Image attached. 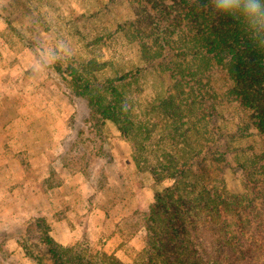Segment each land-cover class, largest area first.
I'll return each instance as SVG.
<instances>
[{"label":"rangeland","instance_id":"obj_1","mask_svg":"<svg viewBox=\"0 0 264 264\" xmlns=\"http://www.w3.org/2000/svg\"><path fill=\"white\" fill-rule=\"evenodd\" d=\"M131 16L123 0H0V264H54L38 224L53 238L54 222L65 218L83 234L84 211L92 205L111 221L97 241L83 234L64 247L78 244L93 255L104 252L116 233L117 259L137 262L145 236L141 212L172 184L155 182L142 163L180 146L155 107L158 98L170 96L184 108L179 129H189L203 152L216 146L207 156L209 173L220 176L228 192L243 195L249 229L263 236L264 140L249 112L229 100L231 82L223 71L212 66L215 73L199 78L192 75L190 57L181 56L169 58L186 65L180 84L165 66L145 71L123 90L137 100L127 118L131 127H121L127 138L101 118L105 107L98 112L92 106L106 95L93 91L89 98L74 89L77 80L98 82L139 63L136 42L126 35L132 28L119 27ZM177 45L165 51L177 55ZM103 62L111 71L99 74ZM115 158L122 162L114 168ZM116 207L125 214L119 223L113 221Z\"/></svg>","mask_w":264,"mask_h":264},{"label":"trees","instance_id":"obj_2","mask_svg":"<svg viewBox=\"0 0 264 264\" xmlns=\"http://www.w3.org/2000/svg\"><path fill=\"white\" fill-rule=\"evenodd\" d=\"M123 1L131 5L132 16L119 27L132 28L126 35L136 42L139 63L98 82L72 83L82 96L90 98L93 91L107 96L98 107L92 105L98 112L105 107L102 119L114 123L127 138L121 127L132 125L127 118L137 100L132 102L134 98L123 90L136 84L145 71L163 66L180 84L186 65H175L169 58L190 57L194 76L223 71L231 82L229 100L249 112L252 126L264 140V22L252 21L239 11L219 14L210 0ZM170 45L178 46L177 55L165 51ZM109 64L98 63L99 74L109 73ZM156 102L157 111L163 110L159 120L171 127L168 134L180 146L153 163H142L155 182L169 179L172 184L156 192L153 203L141 212L144 246L133 264H264V233L249 229L243 195L228 192L220 176L207 169V156L216 146L203 152L191 142L189 129L181 130L184 108L173 96ZM190 130L199 137L197 130ZM38 226L54 264H123L102 251L92 255L78 244L61 246L49 236L45 224Z\"/></svg>","mask_w":264,"mask_h":264},{"label":"crops","instance_id":"obj_3","mask_svg":"<svg viewBox=\"0 0 264 264\" xmlns=\"http://www.w3.org/2000/svg\"><path fill=\"white\" fill-rule=\"evenodd\" d=\"M125 159V158H123ZM114 168L122 162L120 158H115L114 159ZM117 214L118 218L113 219L114 223H119V221L125 217V214L123 213L124 210L122 208H115L114 209ZM84 213H86V227H85V232L83 233L86 235L92 242H95L98 240V236L101 234V232L104 229V224L106 222H109L111 220L105 221V215L104 211L102 209H99L98 206H90V210H85ZM78 219V216L75 218V220ZM72 221V220H71ZM105 221V222H104ZM70 222V221H69ZM54 227H52L53 230V238L54 241L62 246L72 244L78 239L82 237V233L80 230V227L76 224H74L73 228L71 225L68 223V219H61L60 221L54 222L53 224ZM78 232V234H77ZM138 233H141V231H138ZM74 235V238L71 237V235ZM85 236V237H86ZM116 233L112 234V236L108 239L107 244L103 247V250L107 254H113L116 258H120L118 256V251L117 247L119 243L115 242V240H120ZM117 238V239H116Z\"/></svg>","mask_w":264,"mask_h":264},{"label":"clouds","instance_id":"obj_4","mask_svg":"<svg viewBox=\"0 0 264 264\" xmlns=\"http://www.w3.org/2000/svg\"><path fill=\"white\" fill-rule=\"evenodd\" d=\"M219 14H232L239 11L255 22H264V4L261 0H210Z\"/></svg>","mask_w":264,"mask_h":264}]
</instances>
